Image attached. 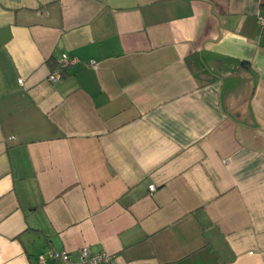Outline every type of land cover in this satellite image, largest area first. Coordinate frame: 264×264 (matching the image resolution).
<instances>
[{
    "label": "crops",
    "instance_id": "crops-1",
    "mask_svg": "<svg viewBox=\"0 0 264 264\" xmlns=\"http://www.w3.org/2000/svg\"><path fill=\"white\" fill-rule=\"evenodd\" d=\"M36 1L0 0V264H264V0Z\"/></svg>",
    "mask_w": 264,
    "mask_h": 264
},
{
    "label": "built area",
    "instance_id": "built-area-1",
    "mask_svg": "<svg viewBox=\"0 0 264 264\" xmlns=\"http://www.w3.org/2000/svg\"><path fill=\"white\" fill-rule=\"evenodd\" d=\"M261 24H264V18L260 20ZM76 58H70L65 53L61 54L60 58L57 61V64L49 72L47 79L49 81L55 82L62 77L63 70L72 65ZM89 64L96 68V64L93 61H90ZM155 186L153 184L149 185V191H153ZM58 264H109L112 255L108 252H98V253H89L85 248H81L75 256H71L68 252H61L56 254ZM39 261L41 264L44 261V255L39 256Z\"/></svg>",
    "mask_w": 264,
    "mask_h": 264
},
{
    "label": "flooded vegetation",
    "instance_id": "flooded-vegetation-1",
    "mask_svg": "<svg viewBox=\"0 0 264 264\" xmlns=\"http://www.w3.org/2000/svg\"><path fill=\"white\" fill-rule=\"evenodd\" d=\"M13 1H19V0H13ZM36 2H37V5H38V6L41 5V3H40L38 0H37Z\"/></svg>",
    "mask_w": 264,
    "mask_h": 264
}]
</instances>
